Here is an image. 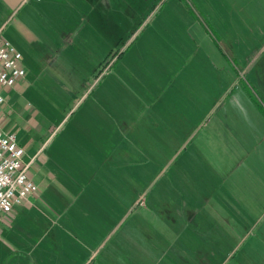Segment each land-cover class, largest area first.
Wrapping results in <instances>:
<instances>
[{
    "label": "crops",
    "instance_id": "1",
    "mask_svg": "<svg viewBox=\"0 0 264 264\" xmlns=\"http://www.w3.org/2000/svg\"><path fill=\"white\" fill-rule=\"evenodd\" d=\"M261 1L264 3V0ZM0 3L7 8L6 18L20 11L19 22L42 25L36 33L42 34L41 38L49 43L42 48L39 61L34 63L41 65L49 80L41 84L38 81L35 86L52 89L47 92L48 95L57 93V96H64L65 112L57 126L59 123L62 126L66 124L59 137L57 131L53 134V128L46 135L36 131L38 137L43 136L39 143H36L35 134L34 142L27 138L25 127L17 129V135L12 131L14 124H11L8 114L15 116L19 126L31 121L36 113H29L21 103L26 90L30 86L35 87V81L30 82L24 77L27 74L23 64L25 53L17 50L25 74L10 88L3 90L5 100L1 106L0 121L2 130L12 132L16 144L22 148L21 161L27 164V174L36 185V191L21 204L12 205L10 212L0 218V264H140L144 260L151 261L150 254L152 251L153 256L154 250L159 252L156 259H160L162 264H185L183 236L186 230L192 235L204 233L200 235L207 242L204 245L215 249L218 241L224 242L228 238L231 243L233 232H247L250 228L249 216L255 215L261 223L264 179L249 175L232 178L225 186L227 181L217 178L212 183L216 189L210 191L216 193H204L201 190L205 182H193L194 191L187 192L193 202L187 201L185 193L181 200V209L184 208L174 209L176 217L170 218L164 199L157 210L151 208V200L148 201L149 206L142 203L141 207H135L140 197L137 178L134 171L133 174L131 170H126L136 163L133 155L137 149L134 137L138 131L130 121V112L135 109L134 114L143 113L146 135L152 124L151 105L154 100L163 97L138 98L131 80L126 77L132 72L129 64L121 70L124 75L115 70L113 79L105 80L109 70L113 68L114 71V64L122 57L125 44L118 47L114 60L102 69H98L99 64L95 62L82 67L78 63L73 64L72 60L73 54L80 55V49L72 47L75 40L81 45L83 55H95L97 52L94 50L105 49V9L110 8L111 3H105V0H0ZM261 22L264 24V20ZM137 30L134 29L135 32ZM234 53L233 56L247 58L241 74L249 71L250 66L255 68L256 81L252 82L257 84L262 96L260 100L264 102V38L247 55L238 51ZM253 57H256L255 62ZM35 59L37 61V57ZM34 63H30L32 69L36 67ZM13 88L16 100L8 104ZM121 92L131 97L130 104L123 102ZM259 108L264 114L260 105ZM262 114L256 115L257 118L259 116L257 129L252 127L251 131L255 138H260L254 148L257 157L264 160ZM173 116L178 119L182 115ZM199 120L200 115L192 124L193 130L198 132ZM33 127L36 125L33 124ZM205 164L212 167L209 163ZM219 166V162L214 163V167ZM236 166L234 164L232 168ZM121 168L124 169L123 176ZM152 180H149L151 184ZM196 186H201L200 192ZM248 191L253 199L259 200L255 208L254 202L249 201ZM195 199L204 203L195 206ZM206 205L208 207L203 208ZM259 232L264 237V227ZM261 245L264 247V242ZM172 247L177 249L173 253L177 260L162 255L169 253ZM233 247L230 245V249ZM224 254L230 255L231 250ZM207 256H214V253L203 255L205 262ZM229 258L223 256L219 264ZM210 262L217 264L216 261Z\"/></svg>",
    "mask_w": 264,
    "mask_h": 264
},
{
    "label": "rangeland",
    "instance_id": "2",
    "mask_svg": "<svg viewBox=\"0 0 264 264\" xmlns=\"http://www.w3.org/2000/svg\"><path fill=\"white\" fill-rule=\"evenodd\" d=\"M105 3H111V7L105 9V49L94 50L97 52L95 55H83L81 45L75 40L72 47L80 49V55L73 54V64L83 67L86 63H96L99 64L98 69H102L114 60L118 47L125 44L122 57L114 64V71L113 68L109 70L105 80L113 79L115 70L121 73L123 66L129 64L132 72L126 77L131 80L138 98L163 97L151 105L152 124L146 135L143 113L134 114L135 109L130 112V121L138 131L134 137L137 149L133 155L136 163L126 170L134 171L137 178L140 197L135 207L139 208L144 203L148 205L151 200V208L157 210L164 199L170 218L176 217L174 209L184 208L181 209V200L185 193L194 191L193 182H205L203 190L201 186L196 188L199 192L209 193L216 189L212 183L217 178L227 181L224 186L235 177L249 175L264 179V160L257 157L254 148L260 138H255L251 131L252 127L257 129L259 116L257 118L256 115L262 114L259 105L264 111V102L260 100L262 96L257 84L252 82L256 79L255 68L250 66L249 71L241 74L247 58L232 55L235 51L247 55L264 38V24L261 22L264 20V3L261 0H105ZM6 10L0 3V37L25 53L23 64L27 80L35 81L34 86L38 81L39 84L48 81L49 77L41 70V65L34 63L39 61L42 48L49 43L41 38L42 34L36 33L42 25L19 22L20 11L6 18ZM253 60L255 62L256 57ZM30 63L35 64V69ZM13 91L14 88L9 93L8 104L16 100ZM26 91L21 103L29 113H36L31 121L19 126L15 116L8 114L11 124H14L12 131L15 135L22 127L32 142L35 134L36 143L43 140V136L36 135L39 130L46 135L53 128V134L58 132L57 137L62 135L66 124L57 126V123L65 112L64 96H57V93L48 95L52 89H40L37 85ZM123 95V102L130 104L131 97ZM12 109H15L14 105ZM173 115L182 116L178 120ZM198 115L199 132L192 126ZM215 162L220 166L214 167ZM205 163L212 167H206ZM234 164L237 166L232 168ZM120 173L123 176L124 169L121 168ZM150 178L153 179L152 184ZM247 195L255 208L259 200L253 199L250 191ZM186 199L193 202L188 193ZM198 203L204 202L195 199V206ZM249 225L247 232H233L231 243L228 238L224 242L218 241L215 249L204 245L207 242L200 237L204 233H193V236L186 230L183 236L185 264H213L210 261L219 264L225 255L230 258L222 264H264V247L261 245L264 237L259 232L264 227V215L261 223L255 215L249 216ZM230 245L235 247L230 249ZM174 249L172 247L168 255H162L177 260ZM229 250L230 255L224 254ZM209 252L214 256H207L205 262L203 255ZM151 254V261L144 260L140 264H162L160 259H156L159 252L154 250L153 256ZM179 259L183 262L181 257Z\"/></svg>",
    "mask_w": 264,
    "mask_h": 264
},
{
    "label": "built area",
    "instance_id": "3",
    "mask_svg": "<svg viewBox=\"0 0 264 264\" xmlns=\"http://www.w3.org/2000/svg\"><path fill=\"white\" fill-rule=\"evenodd\" d=\"M24 74L20 52L0 37V115L5 100L3 90ZM22 153L14 134L4 132L0 121V218L10 212L12 205L21 204L36 191L27 174V164L21 161Z\"/></svg>",
    "mask_w": 264,
    "mask_h": 264
}]
</instances>
